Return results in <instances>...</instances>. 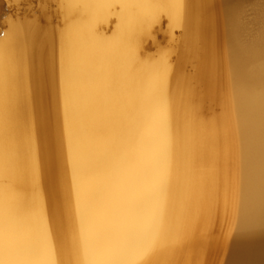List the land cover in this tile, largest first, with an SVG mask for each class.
I'll use <instances>...</instances> for the list:
<instances>
[{
    "label": "bare ground",
    "instance_id": "bare-ground-1",
    "mask_svg": "<svg viewBox=\"0 0 264 264\" xmlns=\"http://www.w3.org/2000/svg\"><path fill=\"white\" fill-rule=\"evenodd\" d=\"M233 1L0 0V264H264V31Z\"/></svg>",
    "mask_w": 264,
    "mask_h": 264
},
{
    "label": "rangeland",
    "instance_id": "rangeland-1",
    "mask_svg": "<svg viewBox=\"0 0 264 264\" xmlns=\"http://www.w3.org/2000/svg\"><path fill=\"white\" fill-rule=\"evenodd\" d=\"M54 0H12L5 5L14 19H33L34 15L42 16L43 12L55 10ZM232 16L241 25L244 38L252 40L264 31V0H234L229 5ZM42 13V14H41ZM173 41L169 38V29L166 25L162 28L156 27L154 38L146 42L145 50L150 54H156L160 48L169 47L180 39V33L176 32ZM190 69V68H189Z\"/></svg>",
    "mask_w": 264,
    "mask_h": 264
}]
</instances>
